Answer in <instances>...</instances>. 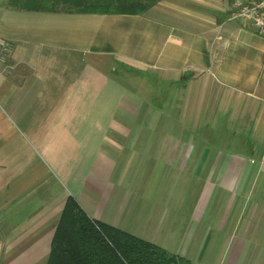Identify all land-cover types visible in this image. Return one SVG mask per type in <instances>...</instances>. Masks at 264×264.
<instances>
[{
	"label": "crops",
	"instance_id": "1",
	"mask_svg": "<svg viewBox=\"0 0 264 264\" xmlns=\"http://www.w3.org/2000/svg\"><path fill=\"white\" fill-rule=\"evenodd\" d=\"M233 1L0 0V264H47L70 197L191 264H264V37ZM186 172L207 185L192 232Z\"/></svg>",
	"mask_w": 264,
	"mask_h": 264
},
{
	"label": "trees",
	"instance_id": "2",
	"mask_svg": "<svg viewBox=\"0 0 264 264\" xmlns=\"http://www.w3.org/2000/svg\"><path fill=\"white\" fill-rule=\"evenodd\" d=\"M161 0H7L28 11L145 14ZM47 264H191L160 245L92 218L70 197L61 214Z\"/></svg>",
	"mask_w": 264,
	"mask_h": 264
},
{
	"label": "rangeland",
	"instance_id": "3",
	"mask_svg": "<svg viewBox=\"0 0 264 264\" xmlns=\"http://www.w3.org/2000/svg\"><path fill=\"white\" fill-rule=\"evenodd\" d=\"M191 173L186 172L185 174H181L182 178L179 180L177 184V189L179 192V197H183L185 200L182 206L179 209L178 216L185 217L186 221L183 224V227L192 232L194 228V224L190 221L191 216V210L193 209V206H197L201 204L202 198H203V189H205V193L207 191V185H203V181L201 178L196 179L192 178ZM202 174H200L199 177H201ZM205 176V174H203ZM197 212L195 211L196 214Z\"/></svg>",
	"mask_w": 264,
	"mask_h": 264
},
{
	"label": "built area",
	"instance_id": "4",
	"mask_svg": "<svg viewBox=\"0 0 264 264\" xmlns=\"http://www.w3.org/2000/svg\"><path fill=\"white\" fill-rule=\"evenodd\" d=\"M230 18L250 23L264 37V0H234Z\"/></svg>",
	"mask_w": 264,
	"mask_h": 264
}]
</instances>
